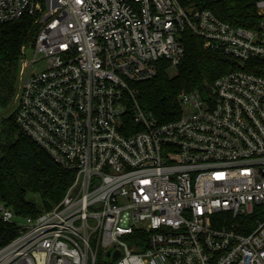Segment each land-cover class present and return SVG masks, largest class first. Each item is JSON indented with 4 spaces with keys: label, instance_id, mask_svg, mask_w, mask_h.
<instances>
[{
    "label": "built area",
    "instance_id": "2783aa9c",
    "mask_svg": "<svg viewBox=\"0 0 264 264\" xmlns=\"http://www.w3.org/2000/svg\"><path fill=\"white\" fill-rule=\"evenodd\" d=\"M198 4L0 0V26L29 16L35 28L16 124L73 174L37 217L0 202L18 230L0 264H264V76L246 70L264 62V0L250 28ZM186 32L235 69L205 93L182 92L180 117L159 124L133 85L162 61L175 71Z\"/></svg>",
    "mask_w": 264,
    "mask_h": 264
},
{
    "label": "trees",
    "instance_id": "16d2710c",
    "mask_svg": "<svg viewBox=\"0 0 264 264\" xmlns=\"http://www.w3.org/2000/svg\"><path fill=\"white\" fill-rule=\"evenodd\" d=\"M198 8L212 12L235 27L250 28L257 23L256 0H198ZM33 18L0 26V202L18 217H37L64 198L73 174L57 165L49 154L18 127L12 112L22 47L34 40ZM185 56L171 75L169 63H159L158 74L149 81L135 83L136 102L150 112L159 124L177 120L182 112V92L205 93L223 75L233 71L234 63L221 50L205 49L200 38L183 34ZM247 71L264 76V62ZM38 194L39 209L28 199ZM17 227L0 220V249L17 235Z\"/></svg>",
    "mask_w": 264,
    "mask_h": 264
},
{
    "label": "rangeland",
    "instance_id": "374dc122",
    "mask_svg": "<svg viewBox=\"0 0 264 264\" xmlns=\"http://www.w3.org/2000/svg\"><path fill=\"white\" fill-rule=\"evenodd\" d=\"M41 68H42L41 65H36L34 70H39L40 71ZM174 73H175V71H172L171 75H174ZM12 112H13V109H12ZM28 199L30 201H32L33 203H35L39 209L42 208V201H41V198H40V196L38 194H30L28 196Z\"/></svg>",
    "mask_w": 264,
    "mask_h": 264
},
{
    "label": "water",
    "instance_id": "95a60500",
    "mask_svg": "<svg viewBox=\"0 0 264 264\" xmlns=\"http://www.w3.org/2000/svg\"><path fill=\"white\" fill-rule=\"evenodd\" d=\"M118 255H119V253L116 252V253H115V256H118ZM109 257H110V256H109V253H108V254H107V259H109Z\"/></svg>",
    "mask_w": 264,
    "mask_h": 264
}]
</instances>
